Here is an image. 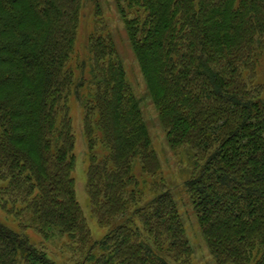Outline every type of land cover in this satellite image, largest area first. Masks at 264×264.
I'll return each mask as SVG.
<instances>
[{
	"label": "trees",
	"instance_id": "16d2710c",
	"mask_svg": "<svg viewBox=\"0 0 264 264\" xmlns=\"http://www.w3.org/2000/svg\"><path fill=\"white\" fill-rule=\"evenodd\" d=\"M115 1L169 146L189 152L184 187L215 264H264V0ZM84 5L0 0V206H24L46 239L69 236L85 250L77 264H192L109 36L89 38L90 71L83 63L75 77ZM72 94L85 111L91 202L114 226L94 243L74 186ZM0 264L57 263L0 223Z\"/></svg>",
	"mask_w": 264,
	"mask_h": 264
},
{
	"label": "rangeland",
	"instance_id": "374dc122",
	"mask_svg": "<svg viewBox=\"0 0 264 264\" xmlns=\"http://www.w3.org/2000/svg\"><path fill=\"white\" fill-rule=\"evenodd\" d=\"M94 34L109 36L113 40L124 64L128 82L140 100L142 114L152 139V146L159 159L161 178L165 180L168 188L172 191L188 241L194 252L192 264H215L203 237L190 196L184 187V183L191 174L188 163L189 152L187 150L175 152L169 146L115 0H85L75 54L71 63L78 80L83 72V63L86 64L87 74L90 71L89 38ZM70 114L75 137L73 179L76 198L84 213L94 243L103 239L114 226L100 225L98 214L91 202L88 182L92 153L89 140L86 137L84 107L75 94L70 97ZM100 152H103V149L98 148L96 153L100 155ZM139 174L143 182L145 179L147 180L141 172ZM2 186L3 184L0 183V188ZM120 222L117 221V224ZM0 223L27 237L31 244L46 252L48 257L57 264H77L83 259L85 250L72 242L69 236L58 233L48 239L42 236L33 222V215L22 205H17L14 208L9 206V209H3L0 206Z\"/></svg>",
	"mask_w": 264,
	"mask_h": 264
}]
</instances>
